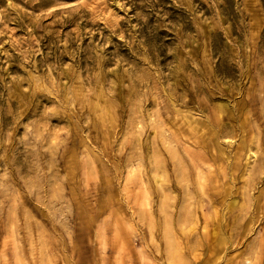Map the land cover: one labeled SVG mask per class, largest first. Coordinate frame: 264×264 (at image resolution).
<instances>
[{
	"label": "rangeland",
	"instance_id": "374dc122",
	"mask_svg": "<svg viewBox=\"0 0 264 264\" xmlns=\"http://www.w3.org/2000/svg\"><path fill=\"white\" fill-rule=\"evenodd\" d=\"M0 264H264V0H0Z\"/></svg>",
	"mask_w": 264,
	"mask_h": 264
}]
</instances>
